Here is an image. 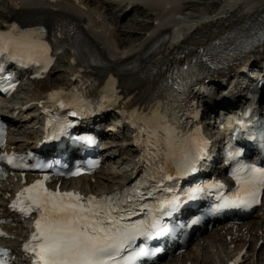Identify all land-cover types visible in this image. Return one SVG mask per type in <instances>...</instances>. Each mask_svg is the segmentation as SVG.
Here are the masks:
<instances>
[{"label": "snow or ice", "instance_id": "6c2138e0", "mask_svg": "<svg viewBox=\"0 0 264 264\" xmlns=\"http://www.w3.org/2000/svg\"><path fill=\"white\" fill-rule=\"evenodd\" d=\"M41 31H23L12 25L10 31L0 32V58L41 64L42 71H47L49 48L39 38ZM238 43L242 49L264 43V25L258 36L242 39ZM187 70L188 65H185L183 71ZM62 95L65 94H50L51 98ZM60 107H73L75 110L69 114L76 116L88 110L89 102L77 95L72 104L61 101ZM71 126L67 122L54 123L47 139H60ZM141 132L148 137L145 155L141 157L145 162V172L141 179L128 187L100 197H85L78 192L50 191L44 186V181L37 180L17 193L11 207L18 208L25 216L33 212L37 214L35 230L23 245L25 253L32 258V264H136L140 257L150 252L143 244L137 245L139 239L149 240L169 232L162 221L177 209L180 197L165 182L195 173L197 164L206 155L207 141L198 132L180 131L167 118L158 128L147 131L141 128ZM82 139L93 142L88 138ZM240 156L241 152L236 151L228 157L229 161H235L230 175L236 187L231 193L225 194L224 185L212 181L194 187L190 198L195 199L202 193L216 190L218 203L213 207V212L225 208L252 207L260 203L264 194V166L248 164L239 159ZM0 159H6L16 168L44 167L24 163V157L3 156ZM169 165L175 169V176L169 174ZM79 174V170L71 173L73 176ZM158 192L169 195L157 196ZM149 198L156 203H144ZM141 213L144 218L133 219ZM6 255V251L0 250V264H7L4 259Z\"/></svg>", "mask_w": 264, "mask_h": 264}, {"label": "bare ground", "instance_id": "6f19581e", "mask_svg": "<svg viewBox=\"0 0 264 264\" xmlns=\"http://www.w3.org/2000/svg\"><path fill=\"white\" fill-rule=\"evenodd\" d=\"M120 3H124V7L131 4L136 5H144L149 8L150 15L153 14V22L157 21L155 23V28L144 37L142 41H140L135 46L129 48L128 50H125L121 52V55L127 54L129 52H134L127 60V64H131L133 61V58L135 55H141L144 52V49L149 47V45L154 42L157 38H161L165 32H168L167 30H160L158 27L161 25H165L166 21H172L177 23L178 27L173 31L172 37L168 41L167 47L164 50V52L161 54V58H167L171 54L174 53L175 50H178V48L185 49L186 46L184 45H175L172 41L178 40L180 37H183L185 39L188 38H198L201 41H210L214 38L215 35L221 34L225 32L227 29H229L231 26L237 25L241 26L242 24L246 22H251V20L258 18L262 16V13H264V0H227L224 1V3L219 7L218 10L215 11V13L211 14H201L196 16H190L189 14L187 16H181L178 17L181 8V5L183 3V0H120ZM140 3V4H139ZM167 4V5H166ZM78 15L81 18H84L86 16L88 18V21L84 24H89L90 26L92 24H97L102 28V32L99 35H94L93 38L95 40L101 39L103 44L105 45L101 51L105 58L108 56L114 58L113 60H108V62L112 64H120L125 61L121 57V55H118L116 53H113L110 48L112 47H118L122 49L120 44L113 38V36L116 33V30L110 29L107 26H105L101 20L98 19V15L96 12L93 14L90 13L89 10H82L78 11ZM175 18H178L179 20H174ZM89 29H87L88 31ZM112 36V37H111ZM138 50V51H137ZM136 51V52H135ZM160 59L159 58H153L148 68L153 69L155 66L159 64ZM138 66H132L131 71L124 73H116L113 76L114 80H121L122 89L131 90L137 93L136 98L137 101H142L148 96L152 95L155 91L152 87H147V81L142 80L140 75L137 73ZM55 69V68H54ZM74 66L69 65L68 70H73ZM110 138V137H107ZM125 150L129 151L130 147L126 146ZM123 153H125L123 151ZM99 182H109L108 177L106 178H99ZM258 225V224H255ZM259 226H262L259 223ZM258 226V227H259ZM251 232V231H250ZM250 232L246 235H240L236 240L232 242V244H238V245H244L246 246L248 244V238L251 236ZM261 238V237H260ZM263 242L258 246L256 243L254 247L256 248V251L262 247ZM225 245V244H221ZM231 250V248L225 247V249ZM248 251L250 252V256L253 257L256 256V252L252 249L251 246L248 245ZM264 255V254H263ZM187 259H190V255H188ZM183 258L178 256L174 259V261H182ZM258 261V262H257ZM250 264H254V261L250 260ZM264 262V256L263 260H255L256 264H263ZM178 263V262H177Z\"/></svg>", "mask_w": 264, "mask_h": 264}, {"label": "rangeland", "instance_id": "374dc122", "mask_svg": "<svg viewBox=\"0 0 264 264\" xmlns=\"http://www.w3.org/2000/svg\"><path fill=\"white\" fill-rule=\"evenodd\" d=\"M88 1H90V0H88ZM99 1H101V0H99ZM183 1L185 3L183 2L184 5L183 6L181 5L182 11H181V13L179 12V14L181 16H187L188 14L190 16H192V15L196 16V15H201L203 13L204 14L215 13V11L219 9V7L224 3V1H227V0H189L190 3L188 2V0H186V1L183 0ZM103 2H104L103 5L106 6L107 3L111 2V0H103ZM106 9H107L106 12H108V17L111 20H114V17L119 15V10H117L118 9L117 7L115 9H113V8H110V6H106ZM149 15H150V12H149ZM152 15L153 14H151V17L154 18V16H152ZM147 19H148V11H146L144 9V7H142V6H136L126 16H124L122 18L118 17L117 22L123 29H127L130 26L138 25L137 29L142 32V33H140V36H141L146 31V29H148L151 25V23ZM144 24H147L146 27ZM142 28H145V29H142ZM121 37L124 39L134 40L137 37V33H133L130 35H122L121 34ZM59 73L60 72L54 73V76H60Z\"/></svg>", "mask_w": 264, "mask_h": 264}]
</instances>
